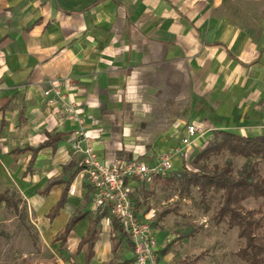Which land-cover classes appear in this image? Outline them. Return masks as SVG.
<instances>
[{
	"label": "crops",
	"instance_id": "0c3cea01",
	"mask_svg": "<svg viewBox=\"0 0 264 264\" xmlns=\"http://www.w3.org/2000/svg\"><path fill=\"white\" fill-rule=\"evenodd\" d=\"M234 3L0 0V194L19 195L48 240L51 260L35 264H108L119 255L114 231L132 259L102 216L91 256L79 248L96 216L73 149L80 128L99 161L147 165L190 125L203 133L184 157L215 133L264 136V0ZM51 88L59 96L44 94ZM129 187L135 204L138 182ZM138 214L157 230L158 259L162 231Z\"/></svg>",
	"mask_w": 264,
	"mask_h": 264
},
{
	"label": "rangeland",
	"instance_id": "374dc122",
	"mask_svg": "<svg viewBox=\"0 0 264 264\" xmlns=\"http://www.w3.org/2000/svg\"><path fill=\"white\" fill-rule=\"evenodd\" d=\"M229 1L239 4L243 0ZM251 17L255 21L256 16H245L253 21ZM220 139L221 135L215 133L202 144H195V149L183 158L184 165L169 177H149L138 182L136 209L152 217L164 239L158 264H249L243 255L248 247L245 238L240 236L241 228L228 213L219 216L223 190L207 184L206 180L225 171V175L238 178L250 167L254 170L253 181L264 179V160L244 159L227 150L201 155ZM201 184H205L203 188ZM7 195L13 204L0 207V264L50 261L48 240L39 239L30 208L15 192ZM236 209L251 223L253 240L259 249L258 264H264V200L248 197L241 200ZM163 211L168 214L159 218ZM91 212L111 221L107 213ZM110 239L112 245L119 248V255L111 262L133 264L116 231L111 233Z\"/></svg>",
	"mask_w": 264,
	"mask_h": 264
},
{
	"label": "built area",
	"instance_id": "2783aa9c",
	"mask_svg": "<svg viewBox=\"0 0 264 264\" xmlns=\"http://www.w3.org/2000/svg\"><path fill=\"white\" fill-rule=\"evenodd\" d=\"M51 92L59 96L55 88L46 90L44 94L47 96ZM186 133L187 136L178 146L162 153L154 164L147 165L140 160L119 159L103 163L94 153L84 128L76 132L73 149L80 154L79 168L91 190L93 211L107 213L118 225L130 246L133 264H158L157 230L139 216L130 198L132 189L129 182H142L149 177H166L172 169L173 160L183 158L184 149L192 145L197 134L202 135L203 132L190 125ZM69 193H73L71 188Z\"/></svg>",
	"mask_w": 264,
	"mask_h": 264
},
{
	"label": "trees",
	"instance_id": "16d2710c",
	"mask_svg": "<svg viewBox=\"0 0 264 264\" xmlns=\"http://www.w3.org/2000/svg\"><path fill=\"white\" fill-rule=\"evenodd\" d=\"M221 135V139L214 142L209 148L205 149L201 155L207 156L210 153H219L222 150H227L230 154L240 156L244 159L259 158L264 160V136L247 138L240 137L228 133H216ZM253 168L244 173L243 176L238 178H231L225 173L213 175L209 177L207 184H213L223 190V202L219 210V216L225 213L229 214V217L235 221L238 227L241 228L240 236L245 238L246 247L248 252H243L245 259L249 261V264H258L257 251L258 247L255 245L253 235L251 233V223L246 217L238 212L236 209L238 203L248 197H259L264 200V179L253 181L251 175ZM205 184H201L202 188ZM4 202L6 205H11V199L7 193L0 194V203ZM16 207V205L14 204ZM168 214V211H163L159 218ZM83 216L73 217L63 232V239L71 230V228L80 220ZM101 219V216L96 215L91 222L87 236L83 238L79 243V248L87 245V259L91 256V248L95 239V225ZM64 241V240H63Z\"/></svg>",
	"mask_w": 264,
	"mask_h": 264
}]
</instances>
